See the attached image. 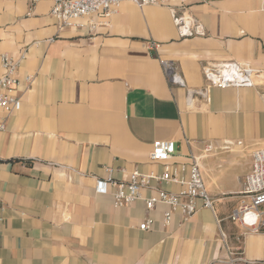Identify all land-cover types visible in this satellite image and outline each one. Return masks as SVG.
<instances>
[{
  "label": "crops",
  "instance_id": "crops-1",
  "mask_svg": "<svg viewBox=\"0 0 264 264\" xmlns=\"http://www.w3.org/2000/svg\"><path fill=\"white\" fill-rule=\"evenodd\" d=\"M165 2L125 1L107 22L90 16L63 29L52 0H0V78L4 54L25 55L22 106L0 109V264H264V229L232 220L250 202L245 177L264 149V0ZM172 10L205 35L182 37ZM229 62L253 67L254 86H211L204 67ZM157 140L175 142L170 164L182 175L198 163L213 208L188 221L176 211L165 225L170 206L146 207L152 189L122 207L114 186L96 192L97 179L162 173L150 159Z\"/></svg>",
  "mask_w": 264,
  "mask_h": 264
},
{
  "label": "built area",
  "instance_id": "built-area-1",
  "mask_svg": "<svg viewBox=\"0 0 264 264\" xmlns=\"http://www.w3.org/2000/svg\"><path fill=\"white\" fill-rule=\"evenodd\" d=\"M125 1H132L140 7L166 3L165 0H52V16L63 29L72 27L79 19L90 16H97L107 22L118 12ZM189 1L181 0L183 4ZM172 12L178 32L182 37L205 35L204 28L197 20L185 13L177 14L173 10ZM24 58V54L20 59H15L8 54L2 56L4 74L0 78V109L7 116L20 110L22 106V101L17 97L16 91L20 86L18 72ZM163 64L169 80L174 84L184 85L174 66L169 62H163ZM204 74L211 86L220 89L254 86L255 69L245 64L235 62L208 64L204 67ZM32 80L31 76L27 78L28 83ZM5 128V123H0V132ZM232 145V142H225L226 149L231 148ZM208 149L211 150L212 146ZM175 152V142L157 140L152 146L150 159L153 162L164 164L162 173H142L134 170L126 181L115 182L111 177L105 180L97 179L95 190L99 194H108L110 186H114L115 190L112 194L114 203L122 207L141 199L144 189H152L154 194L145 200L148 210H152L158 204H166L171 210L164 213L165 225L170 224L173 213L176 211L181 212L184 220L188 221L200 209L213 208L214 199L207 193L197 162L190 167L187 177L182 175L185 167L181 169L170 164ZM108 171L111 172V170ZM162 182L180 186L181 190L173 193L154 187L155 183ZM242 194L250 198V202L243 201L240 208L233 212L232 220L239 221L249 232L259 233L264 229V211L261 210L264 206V149L253 153L252 170L245 177V189ZM151 224V220L145 221L140 225V229L146 231Z\"/></svg>",
  "mask_w": 264,
  "mask_h": 264
}]
</instances>
